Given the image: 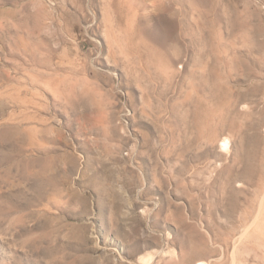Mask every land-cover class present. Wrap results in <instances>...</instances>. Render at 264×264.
Segmentation results:
<instances>
[{
	"label": "rangeland",
	"instance_id": "1",
	"mask_svg": "<svg viewBox=\"0 0 264 264\" xmlns=\"http://www.w3.org/2000/svg\"><path fill=\"white\" fill-rule=\"evenodd\" d=\"M144 257L264 264V0H0V264Z\"/></svg>",
	"mask_w": 264,
	"mask_h": 264
},
{
	"label": "bare ground",
	"instance_id": "2",
	"mask_svg": "<svg viewBox=\"0 0 264 264\" xmlns=\"http://www.w3.org/2000/svg\"><path fill=\"white\" fill-rule=\"evenodd\" d=\"M221 143H222V147H223L224 149H227V147H228V143H227V141H223V142H221ZM149 261H150V258H149V257L141 258V262H142L143 264H147ZM198 264H206V263H204V262H199Z\"/></svg>",
	"mask_w": 264,
	"mask_h": 264
}]
</instances>
